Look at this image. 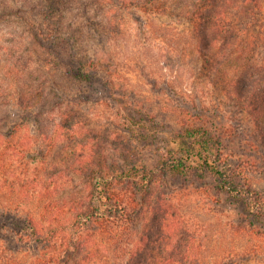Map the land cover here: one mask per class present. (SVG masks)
<instances>
[{
    "label": "trees",
    "instance_id": "trees-1",
    "mask_svg": "<svg viewBox=\"0 0 264 264\" xmlns=\"http://www.w3.org/2000/svg\"><path fill=\"white\" fill-rule=\"evenodd\" d=\"M163 1L94 0L101 11L92 16L86 9L82 21L89 35L100 34L98 17L112 24L107 14L118 8L169 12ZM75 2L0 0V43L8 41L6 25L16 22L28 31L35 55L19 48L11 56L0 46V264H264V63L257 56L264 26L252 34L243 20L264 17V0H191L183 6L180 16L192 25L195 50L211 71L216 108L204 107L194 95L168 156L152 166L111 161L97 146L85 145L72 160L56 155L57 148L68 149L61 145L65 139L82 131L76 106L129 102L115 81L114 62L81 54L70 30L77 22L68 20L73 6L81 8ZM39 61L47 76L36 68ZM224 98L242 115L247 112L250 132L226 120ZM160 175L210 177L219 195L241 205L239 217L225 219L227 227L208 247L200 225L185 224L174 201L188 186L154 189ZM77 176L86 180L85 194L66 208L56 191ZM202 185H192L200 196ZM235 235L239 244L231 248L228 240Z\"/></svg>",
    "mask_w": 264,
    "mask_h": 264
},
{
    "label": "rangeland",
    "instance_id": "rangeland-1",
    "mask_svg": "<svg viewBox=\"0 0 264 264\" xmlns=\"http://www.w3.org/2000/svg\"><path fill=\"white\" fill-rule=\"evenodd\" d=\"M190 1L164 0L161 6L168 4L170 11L162 14L140 10H136L135 14L131 10L118 8L119 11L117 9L112 17L107 14L108 19L113 18L112 24L107 22V18L99 15L100 34L96 30L93 35H89V28L84 27L82 21L85 20L83 11L89 8V13L94 16L101 8L94 4V0H76L75 3L81 8L73 6V9L68 11V20L77 22L70 30L76 35L81 54L91 57L98 53L104 59L113 61L118 69L114 74L115 81L120 88H124V95L129 102L120 107H114L108 102H88L76 106L73 115L74 119H78L75 122L82 126V131L73 132L72 138L70 136V139L61 143L67 144L68 149L59 147L55 150L56 155L63 161H66V157L72 160L76 153L79 154L83 147L88 145L97 146L95 149L118 163L127 165L137 162L150 166L158 164L159 160L168 156L167 148L173 144L175 132L183 127L180 122L184 121L185 125V121H188L185 117L186 110L189 104L194 103L192 100L195 96L203 99L204 107L208 105L210 108H216L213 103L218 93L213 84V77L211 81L208 77L211 74L210 68L204 65L195 50L197 42L192 25L180 16L183 6ZM83 2H86L87 6H83ZM252 16L255 15L252 14L243 20L248 22V30L258 35V30L264 26V17L261 14ZM231 18L234 19L233 24H241L242 20L238 17ZM3 32H6L8 41L0 43V46H7L11 56H16L14 54L20 48L35 58L33 51L28 48L29 33L20 24L11 22ZM248 41H254V37ZM40 51L43 52V49ZM16 54L19 55V51ZM257 56L260 62L264 63V46L258 49ZM22 61L26 62L25 57ZM36 68L47 76L41 62ZM212 75L215 76L213 73ZM147 77L155 80L149 81ZM224 99L227 102L224 100L221 108L226 120L231 124L241 125L240 128L244 132H250L252 124L247 112L242 115L232 101ZM131 105L135 107L134 112L130 111L135 116L132 121L128 118L129 111L126 108L134 109ZM154 180L153 188L158 190L167 189V185L172 188L188 186L189 189L179 193L174 201L183 210L185 224L200 225L198 231L208 247L217 243L215 239L221 235L217 233L227 227L224 220L239 217L238 212L242 210L239 203L227 198V193L218 194L210 177L196 181L189 176L160 175ZM85 182V178L80 176L66 180L56 191V197L69 208L73 200H80L85 194ZM190 184H203L202 190L205 194H196ZM172 194L177 193L174 191ZM156 197L157 194L154 193L151 201ZM218 199H222V202H218ZM215 209L219 210V213L215 212ZM144 220H138L140 228L146 224ZM196 227L194 225L193 228ZM228 241L231 248L239 244L237 235Z\"/></svg>",
    "mask_w": 264,
    "mask_h": 264
}]
</instances>
